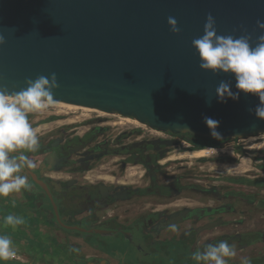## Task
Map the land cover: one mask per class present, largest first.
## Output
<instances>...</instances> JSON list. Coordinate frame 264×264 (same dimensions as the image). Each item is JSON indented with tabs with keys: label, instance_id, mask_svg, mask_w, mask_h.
Masks as SVG:
<instances>
[{
	"label": "water",
	"instance_id": "95a60500",
	"mask_svg": "<svg viewBox=\"0 0 264 264\" xmlns=\"http://www.w3.org/2000/svg\"><path fill=\"white\" fill-rule=\"evenodd\" d=\"M217 34H261L264 0H0V88H25V79L55 73V102L117 113L158 131L212 138L204 117L219 121L223 138L264 132L250 109L259 98L242 91L218 102L231 73L201 70L191 41L203 35L207 14ZM179 33L169 31L168 17ZM191 130V132L187 131ZM56 156V154L54 153ZM29 183L41 191L63 230L108 236L111 230L70 224L48 184L34 170ZM129 238V235L125 233ZM121 257L119 264H124Z\"/></svg>",
	"mask_w": 264,
	"mask_h": 264
},
{
	"label": "flooded vegetation",
	"instance_id": "af4514ba",
	"mask_svg": "<svg viewBox=\"0 0 264 264\" xmlns=\"http://www.w3.org/2000/svg\"><path fill=\"white\" fill-rule=\"evenodd\" d=\"M93 129L88 130L79 137L82 138ZM154 130L156 131V129ZM98 132L99 130L85 144L80 140L73 141V138L78 135L70 134L67 137L54 139L51 142H40L36 153L26 154L28 156L32 154H45L46 157L44 160H46V163L43 162L42 166L72 173L93 169L95 161L104 156L116 158V161H120V168L124 171L127 167H131L129 164H138L144 169L140 181L130 180L131 182L129 183L122 182V180H115L116 175L113 174L114 180L108 183L97 181L83 184H80L75 178L68 179L64 182L53 181L50 178L42 176L40 170L31 169L38 172L39 176L48 184L58 204L60 214L66 223L69 222L70 224H77L84 227L105 228L112 231L108 236L90 235V242L82 237L84 235L76 236L81 237L93 248L96 247L92 244H97L108 249L111 248L110 246L113 242L114 246H116L117 242H120L127 249L123 248L121 251L108 249V251L114 254L113 256H126L128 250H132L136 256H151L149 261H145L146 264L155 262L158 257L167 258L169 256H177L176 262L178 264L182 261L190 264V257L197 251H203L207 244H217L221 240H227L234 247L236 252L235 256H237V259L233 260L230 264H240L241 258H247L249 264H264V249L257 248L259 244H264V230L258 231V228L255 227L238 229L236 226H230L225 229L229 234L208 235L203 241H200L198 235L207 228L228 226L229 224H242V222H238L232 218L237 212V205L229 204L231 203L230 199L245 200L249 198L237 196V194L232 195L230 193L220 196L213 192L215 195H207L211 192L208 187L200 186L196 183L192 185L185 184L182 182L184 178L181 177L162 180V175L157 170L159 168V161L168 153V146L176 143L175 140L164 138H158L156 140L144 139L129 144H122L119 148H113L106 141L98 139ZM158 132L177 135L169 131ZM189 136V134H184V137H186L185 140L192 144L187 140ZM108 150H113V152L108 153ZM83 178L87 177L84 176ZM144 180H147V184L141 186ZM138 190H145L146 192L138 193ZM37 193L46 200L45 195L41 191ZM190 193H196L198 196L197 200H186ZM178 195H181V198L171 202V199ZM150 197L158 200L157 207L163 205L164 208H156L154 203L148 204L147 206L143 205L141 208H146L147 211L137 215L128 224L121 223L115 218H107L99 221L92 212L87 215L88 219L92 220L90 223L83 222L82 218L76 219L83 212L93 211L102 206L113 204L118 200ZM215 197L220 204H202L205 198L207 200H215ZM46 205L51 212L47 200ZM168 205L173 206L172 208H166ZM79 208L82 211L72 215L71 212ZM222 215H227L226 218L228 220H223ZM51 216L53 222L56 224L52 212ZM92 217L96 218V221ZM184 221H188L192 225L190 226V231L184 232L181 238L178 240L170 238L165 241L158 239L162 229L177 228ZM114 223L117 225H114ZM125 233L129 235V238L125 236ZM244 240H248V242L244 243ZM196 243H199L198 246ZM96 249L106 252L100 248ZM110 252L106 253L112 256Z\"/></svg>",
	"mask_w": 264,
	"mask_h": 264
},
{
	"label": "clouds",
	"instance_id": "9594fccd",
	"mask_svg": "<svg viewBox=\"0 0 264 264\" xmlns=\"http://www.w3.org/2000/svg\"><path fill=\"white\" fill-rule=\"evenodd\" d=\"M167 24L170 32H180L174 17H168ZM256 27L261 34L253 46L250 33L239 37L217 34L215 18L209 13L205 18L203 35L193 39L191 45L198 55L201 70L234 76L237 91L233 92L232 85L221 81L215 89L218 102H225L227 98L238 99L241 91L252 94L259 98V103L249 111L264 120V21L257 20ZM5 42V37L0 34V45ZM25 85V88L13 92L0 88V197L30 189L26 172L37 165L26 154L38 150L40 138L28 117L53 107V90L59 87L55 73L35 79L26 78ZM204 123L212 138H223L217 131L219 121L204 117ZM23 224L22 217L9 214L3 217L0 227L15 229ZM235 255L234 247L227 240H221L217 244H207L203 251L195 252L192 259L203 264H228L229 258ZM14 256L13 240L0 235V261ZM240 264H249V260L241 258Z\"/></svg>",
	"mask_w": 264,
	"mask_h": 264
},
{
	"label": "rangeland",
	"instance_id": "374dc122",
	"mask_svg": "<svg viewBox=\"0 0 264 264\" xmlns=\"http://www.w3.org/2000/svg\"><path fill=\"white\" fill-rule=\"evenodd\" d=\"M128 118L130 117H123L117 113L61 107L56 104L43 113L30 114L28 117L32 126L38 130L41 141L45 142L67 137L70 134L82 135L95 127L99 128L98 139L106 141L113 148L144 139L175 140L176 143L168 146V153L159 161L157 170L161 173L162 180L181 177L184 178L182 182L185 184L196 183L208 187L211 192L207 195L215 192L220 196L226 193L237 196L242 193L250 196L245 200L230 199L229 204L237 205V212L232 218L242 222L238 229L255 227L259 231L264 230V169L261 167L264 165V132L215 139L213 145L195 149L184 137V134L190 133L178 132L177 135L161 133L146 124H137ZM127 137L129 138L126 139ZM199 150L205 152L196 153ZM111 158L106 156L101 161L105 163L106 169L111 170L116 163L118 166L112 172L118 175L124 174V170L119 165L120 161H111ZM141 169L144 170L142 167ZM236 178H243L248 183L235 182ZM216 199V197L215 200L205 198L202 204H220ZM43 201L46 204V200ZM257 248L264 249V244H259ZM176 257H158L150 264H178ZM182 262L179 264H186Z\"/></svg>",
	"mask_w": 264,
	"mask_h": 264
},
{
	"label": "crops",
	"instance_id": "0c3cea01",
	"mask_svg": "<svg viewBox=\"0 0 264 264\" xmlns=\"http://www.w3.org/2000/svg\"><path fill=\"white\" fill-rule=\"evenodd\" d=\"M40 142L47 143L41 141V138ZM28 157L37 165L34 170H40L42 176L50 178L53 181L64 182L68 179L75 178L80 184L94 183L97 181L108 183L114 180L113 174H115V180H122V182L125 181L129 183L131 182L130 180L140 181L143 175V170L137 165H130L131 167H127L123 175L112 172L114 168L118 166L116 163L113 164L111 170H107L105 163L101 162L106 156L97 159L93 169L73 173L42 166L43 162L46 163V160H44L46 157L45 154H32ZM110 160L115 161L116 158L113 157ZM84 176L87 178H83ZM146 184L147 180H144L141 186H145ZM179 198H181V195L172 198L171 202L177 201ZM197 198L198 196L196 193H190L186 200L192 199L195 201ZM43 199L44 198H42L32 186L28 190H22L20 193H13L8 197H0V224H2L3 217L9 214L24 219V224L17 226L15 229L11 226L0 227V235L11 237L15 248V256L6 261H0V264H79L82 262V259L89 260V264L120 263L121 258L115 259L108 253L91 247L81 237L60 229L53 222L51 212ZM157 201L158 200L151 197L118 200L113 204L102 206L93 211L83 212L81 215H78L76 219L82 218L83 222L86 221L90 223L92 220L88 219L87 215L92 212L99 221H103L107 218H115L121 223L128 224L137 215L147 211L146 208H141L143 205L147 206L148 204L154 203L156 208H164L163 205L157 207ZM172 206L168 205L166 208H172ZM226 216L227 215H222V219L228 220ZM182 225L184 226L180 227ZM191 225L190 222L184 221L180 223L177 228H164L160 231L158 239L162 241L169 240L170 238L178 240L183 236L184 232L190 231ZM230 226L239 227V225L229 224L228 226L207 228L198 234L200 241H203L208 235L229 234L225 229ZM113 243L110 246L111 248L108 249L121 251L123 248H126V246L120 242H117L116 246H114ZM198 244L199 243H196L197 246ZM75 257L81 258V262L75 260ZM150 257L151 256H136L134 251L128 250V254L124 256V264H146L145 261H149V259H151ZM235 259H237V256L229 258L228 264Z\"/></svg>",
	"mask_w": 264,
	"mask_h": 264
},
{
	"label": "trees",
	"instance_id": "16d2710c",
	"mask_svg": "<svg viewBox=\"0 0 264 264\" xmlns=\"http://www.w3.org/2000/svg\"><path fill=\"white\" fill-rule=\"evenodd\" d=\"M99 130V128L98 127H95L90 133H88V134H86L85 136H83L82 138H80L79 136H75L74 138H73V141H77V140H80V141H83V144H85V143H87L88 141H90L95 135H96V133H97V131ZM190 136L189 137H187V140L189 141V142H191L193 145H194V148L195 149H201V148H204V147H206V146H211V145H213L214 144V138H209V137H205V136H199V135H192V134H189ZM110 152H113V150H108V153H110ZM34 153H36V152H34ZM131 161H133V159H131ZM263 169H264V165H262L261 166ZM48 180V179H47ZM235 182H243V183H248V181L247 180H244L243 178H236L235 180H234ZM146 191L145 190H138V193H145ZM239 196H241V197H244V198H249L250 196H247V195H245V194H242V193H240V194H238ZM82 211V209L81 208H79V209H76V210H73L71 213H72V215H74V214H76V213H79V212H81ZM93 218V217H92ZM94 219V221H96V218H93ZM69 223V222H68ZM114 225H117L116 223H114ZM75 235H79L80 236V234L79 233H74ZM85 240H87V241H89L90 240V235H84V236H82ZM90 242V241H89ZM93 242V241H92ZM102 242V241H101ZM248 242V240H244V243H247ZM92 245H94V247H96V248H100V249H103V250H105L106 252H110V251H108V249L107 248H104V247H102V245H97V244H92ZM110 254H112V252H110ZM114 254H112V257L113 258H115V259H120L121 258V256H113ZM75 260H78V262H81L80 260H81V258H76L75 257ZM82 262H83V264H89V260H84V259H82ZM190 264H203V262H197V261H195V260H193L192 259V257H190Z\"/></svg>",
	"mask_w": 264,
	"mask_h": 264
},
{
	"label": "bare ground",
	"instance_id": "6f19581e",
	"mask_svg": "<svg viewBox=\"0 0 264 264\" xmlns=\"http://www.w3.org/2000/svg\"><path fill=\"white\" fill-rule=\"evenodd\" d=\"M55 104L56 105H59V106H61V107H76V108H83V109H87V110H94V111H98V110H95V109H92V108H88V107H80V106H76V105H71V104H66V103H63V102H55ZM101 112V111H100ZM104 113V112H103ZM128 119H130V120H132L133 122H135V123H140V122H138L136 119H131V118H128ZM143 124V123H142ZM207 152H208V150H206ZM205 152V150H199V151H196V153H198V154H202V153H204Z\"/></svg>",
	"mask_w": 264,
	"mask_h": 264
}]
</instances>
